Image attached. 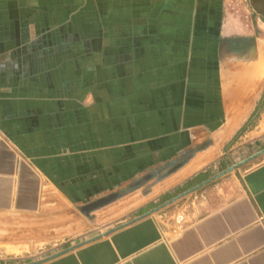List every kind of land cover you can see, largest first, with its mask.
<instances>
[{"label":"crops","instance_id":"obj_1","mask_svg":"<svg viewBox=\"0 0 264 264\" xmlns=\"http://www.w3.org/2000/svg\"><path fill=\"white\" fill-rule=\"evenodd\" d=\"M248 2L257 33L201 52L202 33L184 25L202 15L178 0H0V213L36 214L51 198L103 205L121 193L123 166L151 178L132 206L101 210L96 236L0 264H264V158L243 168L264 154V132L258 152L238 142L264 117V0ZM79 37L96 41L68 45ZM59 147L65 167L83 168L63 182L45 155Z\"/></svg>","mask_w":264,"mask_h":264},{"label":"rangeland","instance_id":"obj_2","mask_svg":"<svg viewBox=\"0 0 264 264\" xmlns=\"http://www.w3.org/2000/svg\"><path fill=\"white\" fill-rule=\"evenodd\" d=\"M138 1L141 3L144 0ZM178 1L182 4L181 8H183V10L185 9V14H193L194 8L192 7L196 6L195 12L197 13V10H199L200 14L202 15V22L200 24H197V26H200V28H198L197 26L194 27L193 24L186 23L184 25V30L186 32L198 31V33H202V39L200 42L201 52H204V50L206 52V49L208 48H212L214 51L219 52L222 47L227 46L233 48L237 46L240 48L244 40L236 35L238 32H244L249 27L251 32L255 30V33H257L256 31L258 28V16L253 13L248 0ZM141 9L144 10V7H141ZM170 9L172 10L173 8ZM210 18H212L214 22L212 20L208 21V19ZM222 26L224 27L222 28ZM230 31L234 32L230 33ZM95 41L96 40H85L79 37V39L75 38L70 41L68 45H72L74 47H82L85 43H88L91 46V42ZM186 47L189 48V44H186ZM186 57L188 58V55ZM112 58L113 57H111L110 62L112 61ZM106 61L109 62L107 59ZM260 124L256 129L251 128L252 132L250 134H247L239 141L237 140L238 142L243 143V146L247 145L249 147L250 153H255L261 150L260 144H262V136L260 135V132H264V129L262 127V123ZM79 135L74 134L72 138ZM236 139L237 138H234L233 141L228 142V144L222 147V149H219V153L225 152L227 149H229L233 143L237 142ZM74 140V149L73 152L70 153V155H74L72 162L70 161V159L65 157L63 159L59 158L60 156H65L67 154H61L60 147L57 148V150L53 149V151H49L47 154H45L47 155L48 159H51V161H53L52 164H54L55 162L54 171L56 172V176L58 177L60 182H63L61 181L62 178L83 172L82 167L74 166V168L76 167V170H74L73 167H65V165H68V163L70 162L71 164L80 163V160L78 159V156H76V154L80 152L78 148L81 147V141H78V143H74ZM207 151H211L214 153V149H208L199 154L205 153ZM49 153L52 154V156H49ZM213 153H211L210 155V160L213 156ZM192 154L193 152L187 153L186 158H188L189 155ZM246 154L248 153L246 152ZM56 158L58 159L56 160ZM263 158L264 154L260 155V157L256 158L253 161H247L245 162L243 168H247L252 163H255L256 161ZM193 160H195V158ZM173 168L174 166L170 165L169 169L165 168L163 172L165 173L167 172V170L171 171ZM127 170V167H122L121 177L123 178V182L121 184V193L116 194V196L112 195L111 197H109V200H106L107 202H105V204L103 205L100 203V201H105V197L101 200H79L77 204H69L66 201L60 202L55 198H51L45 204L44 208L36 214L24 215L0 213V258L20 254H49L50 252L52 253L53 251H56L59 247L64 245V242L68 239L72 240L77 238V240H82L99 234L100 229H103L100 228V224H103L104 221L97 220V217L98 214L100 215V213L102 212L101 210L105 206L111 203H115V201L117 202L122 200V202L116 208L122 210L126 209L129 206H132L137 201L136 196H130L131 193H133V191H139L141 190V188H145L146 185H149V182L147 181H150L151 178L146 176L140 177L144 178L141 180H136L130 177L128 179L125 178V176L129 174ZM64 171H67V174L65 173V176H62V174L60 173ZM180 173L182 176L184 175V171H181ZM151 174H153L155 178H157V175H159L160 177L162 175V167L160 166L154 168L153 173ZM74 178L78 177L74 176ZM111 186L112 184L110 185V187ZM83 206L88 208L85 213L83 212Z\"/></svg>","mask_w":264,"mask_h":264},{"label":"bare ground","instance_id":"obj_3","mask_svg":"<svg viewBox=\"0 0 264 264\" xmlns=\"http://www.w3.org/2000/svg\"><path fill=\"white\" fill-rule=\"evenodd\" d=\"M256 45V44H255ZM252 47V46H251ZM258 49H261V50H256V56L257 57H259L260 58V56H261V53H264V42L262 43V44H259L258 46H256ZM255 47V48H256ZM251 50V49H250ZM254 51V50H253ZM251 52H249V54H250ZM264 55V54H263ZM262 57V56H261ZM254 65H256L255 67H256V69L257 70H259V72L261 71V66H263V63H261L260 61L259 62H257L256 64H254ZM254 65H251L252 67H254ZM249 66V65H248ZM251 67V68H252ZM253 70V69H252ZM244 72H245V70H244ZM250 73H251V71H247V73H245L244 74V76H242V74H239L238 76V78H236L237 79V81H238V83H240L241 84V86L243 85L244 87H245V85H246V81L250 78ZM255 79V78H254ZM236 81V80H235ZM255 82V81H254ZM237 84V83H236ZM239 84V85H240ZM240 86V87H241ZM244 87H242L243 89H246V88H244ZM240 89V88H239ZM242 89V90H243ZM250 91H251V89H249ZM243 92V91H242ZM243 94V93H242ZM261 123H262V127H263V129H264V117L262 118V121H261ZM211 153H213V152H211V151H207V152H205V153H202V154H199V155H197L196 156V158H195V160H193L191 163H189L188 165H187V167L185 168V169H183L182 171H184V174H187V173H189L190 171H194V170H196V169H198L199 167H201V166H203L206 162H209V160H210V155H211ZM100 203H102V201H100Z\"/></svg>","mask_w":264,"mask_h":264}]
</instances>
